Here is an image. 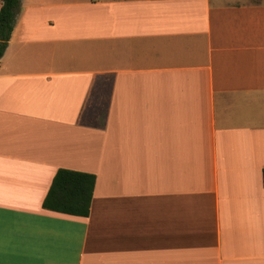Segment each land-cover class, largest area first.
<instances>
[{
  "label": "crops",
  "instance_id": "obj_1",
  "mask_svg": "<svg viewBox=\"0 0 264 264\" xmlns=\"http://www.w3.org/2000/svg\"><path fill=\"white\" fill-rule=\"evenodd\" d=\"M59 168L88 216L42 207ZM263 168L264 0H20L0 264H264Z\"/></svg>",
  "mask_w": 264,
  "mask_h": 264
},
{
  "label": "trees",
  "instance_id": "obj_2",
  "mask_svg": "<svg viewBox=\"0 0 264 264\" xmlns=\"http://www.w3.org/2000/svg\"><path fill=\"white\" fill-rule=\"evenodd\" d=\"M20 9V0H1L0 57L3 55ZM264 182V168L262 169ZM89 172L59 168L42 201V207L60 213L88 216L95 185Z\"/></svg>",
  "mask_w": 264,
  "mask_h": 264
}]
</instances>
